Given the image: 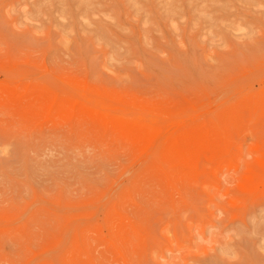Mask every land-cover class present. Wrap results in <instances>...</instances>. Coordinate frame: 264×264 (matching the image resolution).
Segmentation results:
<instances>
[{
    "label": "rangeland",
    "instance_id": "obj_1",
    "mask_svg": "<svg viewBox=\"0 0 264 264\" xmlns=\"http://www.w3.org/2000/svg\"><path fill=\"white\" fill-rule=\"evenodd\" d=\"M0 264H264V0H0Z\"/></svg>",
    "mask_w": 264,
    "mask_h": 264
}]
</instances>
